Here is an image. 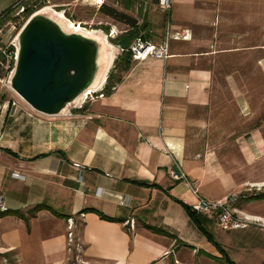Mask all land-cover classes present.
I'll use <instances>...</instances> for the list:
<instances>
[{"label":"crops","instance_id":"0c3cea01","mask_svg":"<svg viewBox=\"0 0 264 264\" xmlns=\"http://www.w3.org/2000/svg\"><path fill=\"white\" fill-rule=\"evenodd\" d=\"M220 4L204 15H170L169 57L131 60L102 98L71 116L40 115L0 89V190L9 208L0 213V264H216L207 256L220 258L212 239L232 260L226 249L234 234L264 232L222 230L199 214L201 231L180 204L190 207L194 195L169 176L179 167L211 201L264 182V121L230 140L236 155L222 151L229 147L222 129L209 133V63L249 49L218 47ZM165 32L166 25L150 42L162 43ZM228 82L249 119L247 98L232 76ZM240 209L264 219V211ZM245 245L257 251L248 263L264 264V241Z\"/></svg>","mask_w":264,"mask_h":264},{"label":"rangeland","instance_id":"374dc122","mask_svg":"<svg viewBox=\"0 0 264 264\" xmlns=\"http://www.w3.org/2000/svg\"><path fill=\"white\" fill-rule=\"evenodd\" d=\"M153 1L134 0L132 7L125 8L121 5L120 0H0V27L5 33L4 40L0 45L3 49H7L8 43L14 39L30 16L25 15V12L22 11L23 6L33 8L35 11L42 7H52L57 11H62L70 21L81 25V27L102 29L111 42L125 34L128 29L99 13L100 5L106 4L138 21L141 31L136 38L149 35V39L144 40L150 41L152 38L158 40L165 27L163 24L165 17ZM203 2L205 4L201 5ZM219 2H221L220 15H222L220 36L222 33L223 35L220 37L221 44L219 43L218 47L233 46L235 48L248 47L249 49L224 54L215 63H209L213 70V78L210 89L211 106L207 109L206 119L208 120L210 135H214L220 129L223 130L222 138L228 142L229 147L223 148L222 151H232L236 155L237 149L235 145L232 146L229 143L230 140L234 143L236 137L254 127L259 118L264 116V0H172L170 15L172 18H176L178 15H204L205 13L201 12L219 7ZM3 61L4 57L0 52V89L13 93L6 86L10 69H8L7 63ZM119 72V69L115 70L113 77L119 76ZM229 76H232L233 81H235L233 85L236 84L238 91L247 98L252 112L249 119L250 115L248 117L243 116L235 102L233 91L236 88L233 89L232 85L229 84ZM14 98L20 100L16 95ZM229 128L232 131H228ZM225 129L227 132L224 131ZM238 207L245 212H251L252 209L264 211V201H241ZM252 231H254L253 228L240 231L229 239L231 245H228L227 249L224 245L233 261L238 260L239 264L252 262L249 257L254 253L256 254L257 251L253 253L252 249L255 247L245 244L255 238L258 239V237L264 241V232H253L252 234ZM75 236L76 233L74 238ZM220 240L225 242L226 239L222 236ZM76 243V251L81 253V245ZM237 244L241 247H237ZM262 254L264 255L263 252ZM78 258L76 261L80 262L81 260ZM256 258L261 261L262 257L257 256Z\"/></svg>","mask_w":264,"mask_h":264},{"label":"water","instance_id":"95a60500","mask_svg":"<svg viewBox=\"0 0 264 264\" xmlns=\"http://www.w3.org/2000/svg\"><path fill=\"white\" fill-rule=\"evenodd\" d=\"M14 60L6 86L34 112L67 117L90 94L105 90L123 53L102 29H76L62 11L32 13L12 41Z\"/></svg>","mask_w":264,"mask_h":264},{"label":"built area","instance_id":"2783aa9c","mask_svg":"<svg viewBox=\"0 0 264 264\" xmlns=\"http://www.w3.org/2000/svg\"><path fill=\"white\" fill-rule=\"evenodd\" d=\"M158 9L163 12L165 16V40L156 45L150 41L144 40L140 37L135 38L131 44L128 46L126 51L130 54L132 61H143L149 56H152L157 59L166 60L169 57L168 50V39H169V19H170V9L172 5V0H156ZM5 33L0 27V43L2 42ZM8 41V40H7ZM13 41V40H12ZM12 41L7 45V49H3L0 45V52L3 54L4 63H7L8 69H11V65L14 60V51L12 48ZM102 91L99 94H90L87 96L83 106L90 102L94 101L97 98H102ZM12 105H15L12 102ZM14 176H18L16 173H13ZM169 176L176 181H182L185 185L191 190L194 195L196 202L192 204L191 210L198 214H205L211 218L217 226L222 230H239L245 229L250 226L259 227L264 229V219L256 216H250L245 214L238 207L239 202L246 201L251 197H255L259 194L264 193V182L259 184H250L246 185L238 191L232 192L220 200L211 201L206 198H203L199 195L197 188L193 187L190 182L187 180L186 175L178 167L176 169H171ZM8 206L6 203V198L4 193L0 190V213L8 212ZM67 228L69 230L67 236L69 241L72 237V228L73 222L72 219H68Z\"/></svg>","mask_w":264,"mask_h":264},{"label":"trees","instance_id":"16d2710c","mask_svg":"<svg viewBox=\"0 0 264 264\" xmlns=\"http://www.w3.org/2000/svg\"><path fill=\"white\" fill-rule=\"evenodd\" d=\"M120 2H121V5L124 6L125 8L132 7L134 4V0H120ZM153 2L157 5L156 0H154ZM22 8H23L22 11L25 12V15H31L35 11V10H33V8H29L28 6H23ZM98 11L103 16L127 27L128 30L125 34L117 37L116 40L111 41L113 44L119 45L122 47V49L126 50L128 48V46L131 44V42L137 37V35L140 34L141 27H139L138 21L136 19H134L133 17H131L130 15H126L125 13L118 11L114 7L106 5V4H101ZM141 37L143 39H149V35H144V36L142 35ZM11 49L13 50V48H11ZM130 65H131L130 54L126 51H123V53L119 57L118 61L115 63L114 68L109 73L108 82H107V86H106L105 90L110 89V87L113 86L114 83L119 82L121 74L123 72H126L129 69ZM117 69H119L120 75L113 77V73ZM263 120H264V116L259 118L258 122L254 125L253 128H257L260 125V122H262ZM250 199H264V193L259 194L255 197H252ZM180 204L183 206L185 212L187 213L189 218L193 221V223H195L196 226L201 231L204 232L202 225H201V221H202L201 215L193 212L191 210V207L185 206L182 203H180ZM35 208L38 209L40 207H35ZM99 215L101 218H104L106 220H111V221L113 220L111 218H107V217L103 216L101 213H99ZM205 234H207V236H210V235H208L207 232H205ZM211 241L220 254V258L207 255L212 261H214L216 264H235V262L229 258L226 251L218 243H216L213 239Z\"/></svg>","mask_w":264,"mask_h":264},{"label":"bare ground","instance_id":"6f19581e","mask_svg":"<svg viewBox=\"0 0 264 264\" xmlns=\"http://www.w3.org/2000/svg\"><path fill=\"white\" fill-rule=\"evenodd\" d=\"M98 3H100V2H98ZM70 24H71L72 27H75L76 29H80V27H81V25L73 23L72 21H70Z\"/></svg>","mask_w":264,"mask_h":264}]
</instances>
